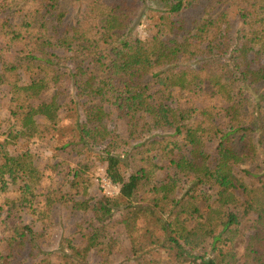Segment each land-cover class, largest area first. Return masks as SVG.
Returning a JSON list of instances; mask_svg holds the SVG:
<instances>
[{
    "label": "trees",
    "instance_id": "1",
    "mask_svg": "<svg viewBox=\"0 0 264 264\" xmlns=\"http://www.w3.org/2000/svg\"><path fill=\"white\" fill-rule=\"evenodd\" d=\"M91 262L264 264V0H0V264Z\"/></svg>",
    "mask_w": 264,
    "mask_h": 264
},
{
    "label": "rangeland",
    "instance_id": "2",
    "mask_svg": "<svg viewBox=\"0 0 264 264\" xmlns=\"http://www.w3.org/2000/svg\"><path fill=\"white\" fill-rule=\"evenodd\" d=\"M28 64V63H27ZM26 61L24 63V66H27ZM91 179L96 181L99 186V191L101 192L100 195L103 197H106L108 199H112L111 205L116 206V198L119 194V188L115 185H110L107 184L109 181L105 175V172L102 168L96 169L95 172L92 174ZM117 208H112V212H115ZM104 214L106 213L105 211L103 212ZM103 216V215H101ZM105 216V215H104ZM103 216V217H104ZM81 216L76 215L75 217H72L68 212L60 213L58 216L55 217L52 223V233L53 235L56 236V239H52L50 241V246L53 247L58 241L60 235L63 233L65 237H72L73 236V231L75 229V226L78 222H80ZM119 220V217H117L114 221L115 222ZM112 224V225H113ZM119 224H115L113 229L115 231H118V226ZM56 242V243H55ZM91 264H96V262H91Z\"/></svg>",
    "mask_w": 264,
    "mask_h": 264
},
{
    "label": "built area",
    "instance_id": "3",
    "mask_svg": "<svg viewBox=\"0 0 264 264\" xmlns=\"http://www.w3.org/2000/svg\"><path fill=\"white\" fill-rule=\"evenodd\" d=\"M110 183H111L110 181L107 182L108 185H110Z\"/></svg>",
    "mask_w": 264,
    "mask_h": 264
}]
</instances>
